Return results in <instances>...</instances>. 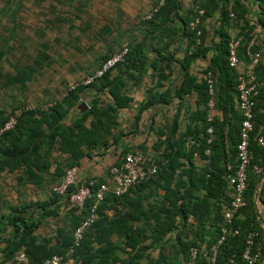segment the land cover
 <instances>
[{
  "label": "trees",
  "instance_id": "1",
  "mask_svg": "<svg viewBox=\"0 0 264 264\" xmlns=\"http://www.w3.org/2000/svg\"><path fill=\"white\" fill-rule=\"evenodd\" d=\"M159 2L160 0L155 1L150 10V17L144 18L140 23L142 41L134 45L128 44L129 51L123 62L113 68L117 71L115 75L112 69L87 85L82 83L115 52L108 49L104 55L99 56L94 69L74 82V88L69 89V85L65 88L61 99L50 98L40 104H47L45 108L38 105L24 112L14 129L1 135L0 174L22 171L16 178L18 186L32 184L42 188L43 174L49 173L51 164H57L54 175L61 179L66 169L75 167L77 161L84 156H90L92 150H106L109 137H112L115 143L117 140L111 136L109 129L116 125V108L126 105V99L120 96L124 77H134L133 71L142 73L148 60V48L152 49L154 45L162 43L161 51L155 52L157 61L163 64L156 70L157 83L160 84V81L173 75L171 62L174 61V53L169 51V46L171 35L175 33L171 24L177 19L182 26L175 28L176 33L182 31L187 40L184 57L178 62L182 75L178 86L173 90L171 86L168 87L165 94L158 95L157 100L162 104H169L173 97L171 93L174 92L180 100L179 106H182V101L187 95L192 91L197 92V108L188 113L189 123L184 133L177 137L178 120L175 116L163 142V154L152 161L157 166V173L146 181L137 183L121 196L105 194L103 200L97 204L95 221L85 231L80 245L70 255L68 249L72 244L73 231L86 216L94 197L88 199L80 208L65 201L70 206L69 212L63 217L61 225H52L56 228L52 237L40 236L38 230L43 220L57 216L56 208L41 203L33 204L40 209V213L36 214L35 210L28 211L32 205L7 206L6 211L0 213V264H44L54 255L62 257V264H182L183 260L185 264L190 247L194 246L200 250V246H204L208 253L210 246L215 243L223 221L222 208L229 203L230 187L227 176L233 171L228 167L234 169L236 164V144L241 121V115L234 107L237 96L236 76L239 70L228 66V43L231 40L238 42L237 58L239 62L243 61L249 65L251 59L248 57V50L257 52V48L249 47L251 35L256 33V28L244 21L241 32L237 34L241 39H230L228 31L231 17L229 11L223 8V0H198L182 13L179 0H164L161 5ZM199 10H202L203 14L199 16L197 29L192 30L189 23L198 17ZM230 11L237 19L244 14V9L237 0ZM208 17H216L219 26L215 28L219 40L212 43L211 47L205 45L204 23ZM259 24L264 29V22ZM198 30L200 36L196 37ZM201 58L206 59V63L203 77L198 79L196 75H192L190 65ZM152 65L154 63L150 66ZM252 69L264 84V63L259 62ZM207 72L212 74L214 81L211 123L206 120V104L210 99L204 79ZM87 94L92 96L89 110L77 120L64 125L62 121L68 116L71 107L82 95ZM107 95H111L115 109L112 106L105 109L99 107V98ZM156 95L153 93L143 106H148ZM261 96L262 90L256 99L253 130L248 147L250 166L244 192L247 205L238 211L233 220L234 227L239 229L241 234L229 238L219 248L215 264H231L232 255V264H242L240 254L244 234L249 230L258 232V239L263 244V255L258 264H264V225L258 220H261L264 214V148H260L256 142L260 127L264 130V113L260 112ZM142 108L138 110V114L143 111ZM8 116L9 114L0 109V128ZM88 117L90 122L85 126ZM209 126L213 132L209 135L211 142L207 143L209 136L206 129ZM187 139L192 141L190 151L185 148ZM53 148L60 155L68 154L71 158L69 162L58 163L51 155ZM131 149L122 151V159ZM138 149L142 151L141 148ZM205 149L210 152L209 163L204 168H196L192 163V155L196 152L203 157ZM254 166L261 168L262 173H255ZM174 178L177 179L176 188L170 191L168 186ZM59 181H54L56 183L51 186L52 204H56L60 199L54 192ZM89 183L92 191H95L100 184L107 182L102 178L90 179L81 184L76 181L71 190L80 185L88 186ZM153 185L168 191V195L155 212L152 225H135L140 218L134 212L133 206H129L130 195L140 187L148 188ZM257 198L262 204L261 213H258ZM125 208H128V211ZM108 210L113 211L112 216L108 215ZM143 215L149 217L148 213ZM177 216L179 225L175 224ZM189 217L193 219L192 223L189 222ZM18 253H23L27 261L16 262L14 257Z\"/></svg>",
  "mask_w": 264,
  "mask_h": 264
},
{
  "label": "crops",
  "instance_id": "2",
  "mask_svg": "<svg viewBox=\"0 0 264 264\" xmlns=\"http://www.w3.org/2000/svg\"><path fill=\"white\" fill-rule=\"evenodd\" d=\"M135 1L136 0H114L115 8L107 11V13H110V17L108 16V23L98 25L99 27L96 29H94L93 26V36L97 37V40H99L102 36L108 37V45H102V49H105L104 54L108 49L116 51L124 44L134 45L142 41V35L139 32L142 29L140 23L145 18L144 13L150 8V4L148 5L147 0H138L136 3ZM155 1L157 0H154L151 6H153ZM195 1L198 0H179L181 13L190 8ZM234 1L235 0H223V8L230 11ZM237 2L244 9V14L240 18L238 17V19L235 16L230 18V29L228 31L229 37L230 39H241V37H237V34L241 32V27L244 26V21L249 23L251 26L254 25L256 33H253L252 35L249 34V36L251 35V39H255L252 47L257 48L256 51L261 53L262 58L260 62L264 63V29L259 26V23L264 22V0H237ZM36 5V0H0V15L9 16L10 21L13 22L10 28L1 27L0 32L3 34L0 35V37L4 38L7 35L6 32L8 29H11V31L21 32V35L23 34L22 40L30 38L35 32H40L38 29L33 31V25L30 24V21L25 22L24 20H21V22L17 23L19 19H25L24 16L27 14L24 9L26 6H31L33 12ZM123 5L124 7H122ZM101 12H104V8L101 9L98 6L94 17L101 19L99 17ZM110 18H112V20H110ZM66 21L67 20H64L62 17L54 18V22L56 23ZM51 22L52 24H55L53 21H46L47 24H50ZM175 22L171 24L175 33L171 35L169 46V51L174 53V61L171 62L173 75L167 80L165 79L160 81V84L157 83L158 79L156 70L159 66H163V64L157 61L158 59L156 58V53L159 50L161 51L162 43L157 46L154 45V48L152 49L148 48V60L142 69V73L139 74L133 71L134 77H128L127 75L124 77V87L120 96L122 95L123 98L127 100H125L126 105H124L125 107L116 108V112L114 113L116 117V125L109 129L111 136H113V138L117 141L114 143L112 137H109L106 150H100L99 148L94 149L91 151L90 156H84L77 161V165L75 166L77 169V183L81 184L86 183V181L90 179L102 178L107 182V184H109V186H111L108 173L109 168L121 161L124 154L122 151H126L132 147L141 148L146 159L151 162L155 161L163 154L165 148L163 142L165 141L166 133L169 131L175 116H177L178 120L177 137L184 133L186 126L189 123H187L188 113L194 112L197 108L195 104L196 100L199 98L197 92L192 91L189 95H187L185 100L182 101V106H179L178 102H180V100L174 95V92L171 93L173 97L171 98L169 104L165 105L157 100L159 98L158 95L165 94L168 87L171 86V90H173L175 86H178L181 78L180 76L182 75L179 72L178 62L182 61L184 57V49L186 48L187 40L182 31H179L178 34L176 33L175 28L182 26V23L178 19L175 20ZM30 25L31 29L29 28ZM22 26H27L28 28L24 29ZM204 26L206 30L205 45L211 47L212 43H217L219 40L218 36L215 34V28L219 27L217 25V18L208 17ZM46 28H51V25H47ZM6 37L9 36L7 35ZM41 49V51L44 50L45 52H48L49 46L46 47L44 45ZM41 53L43 55V60L36 62L35 68L22 65L18 66L15 68V73H13L7 81L10 85H17V90H19V92L11 96L10 102L5 101L3 104V99H0V109L4 110L6 114H10L11 110L16 109L22 104L38 106L44 101H49L50 98L61 99L64 96L65 88L70 83H66L67 81L65 80L58 81V78H55L58 82H54L52 75L44 70V68L49 67L52 74H57L56 72H53L55 70H52V65L55 64L58 68L62 69V66L66 65L62 62V55L59 53L57 54V57L60 60L57 61L56 58L48 55V53ZM152 63H154V65L150 66ZM205 63L206 59L202 58L196 60L195 63H191L190 71L192 75H196L198 79L202 78ZM248 67V63L240 61L238 70H245ZM116 72L117 71L113 69L112 73L114 75ZM74 76L75 81H78L83 78L84 74L80 72L78 74L76 73ZM38 78H40V80ZM41 78L43 80H41ZM153 93L157 94L155 99H153L148 106L144 107L143 104L148 102V98H151ZM111 98V95L101 96L99 98V107L105 109L112 106L115 109V105L113 104ZM91 100V94L82 95L73 107H71L68 116L63 119L62 123L64 125H68L80 118L83 113L89 110ZM83 102L86 103L87 109L81 111L79 109V105ZM142 106L144 108H142ZM140 108H142L143 111L138 114V110ZM89 122L90 118L88 117L84 125L88 126ZM194 125L195 124H193V126ZM196 126L198 127L199 125ZM190 140L191 139H187V142L185 143L187 151H190L189 146L192 142ZM205 151L203 157H200L196 152L193 153L192 163L196 168H204L209 163V154L206 155ZM51 155L56 158L58 163L69 162L71 159L68 154L60 155L55 148L52 149ZM181 161L184 162L183 159H181ZM56 166L57 164H51L49 173L43 174L44 181L42 188L36 187L32 184L24 185L22 187L18 186L16 178L21 175L22 171H18L13 174H0V177L6 178L12 187V191L7 197L8 202H3V204H5L3 205L5 208L9 205L18 207L22 205H32L28 211L31 212L35 210L36 214L40 213V209H38L35 205L33 206V204L41 203L44 206L48 205L50 208H56L57 216L55 218L43 220L41 226H39L38 235L45 237H52V234L56 229L52 225H61L63 217L69 212L70 208L65 200L61 198L56 204H52L51 200L53 196L50 191L51 186L56 183L54 181H59L60 179L54 175ZM176 182L177 179L174 178L170 186H168L170 191L175 190ZM202 193L203 191L200 192V194ZM166 195H168V191H165L160 187H156L155 185L148 188L140 187L135 190V193L130 195L131 200L129 203V206H133L132 208L134 209V212L140 218L135 225H152L154 223L153 216H155V212L158 208L161 207ZM256 203L258 213H261L262 204L258 198L256 199ZM227 205L223 206L222 211L227 207ZM125 210L128 211V208H125ZM107 213L109 216L113 215L112 210H108ZM144 213H148L149 217H144ZM262 216V219L260 220V218H258V220L261 225H264V214ZM178 217L179 216L175 218L176 225H179ZM189 222H193L191 217H189ZM200 247L202 248V246Z\"/></svg>",
  "mask_w": 264,
  "mask_h": 264
},
{
  "label": "built area",
  "instance_id": "3",
  "mask_svg": "<svg viewBox=\"0 0 264 264\" xmlns=\"http://www.w3.org/2000/svg\"><path fill=\"white\" fill-rule=\"evenodd\" d=\"M164 0H160L159 5ZM203 14L202 10L198 11V17L194 18L189 23V27L192 30L197 29L199 25V16ZM150 11L145 18L150 17ZM230 17H234L233 13L229 11ZM200 36V31L196 32V37ZM199 43L198 39L196 40ZM255 39H251L249 47L253 46ZM237 46L238 42L231 40L228 43V66L233 69L239 68V60L237 58ZM129 51L128 44L122 45L117 51H115L107 60H105L94 72L87 76L83 80V84L87 85L93 80L102 77V75L112 70L118 63L123 62L125 56ZM248 57L251 59L249 67L245 70H239L236 76L237 80V96L234 101V107L241 115L239 139L236 144V164L234 169L231 166L228 167L232 170V174L227 176V183L230 187L229 203L222 213V224L219 228V234L214 244L209 248V251L202 256L206 257V264H215L219 248L226 243L231 237H236L241 234L240 230L234 227L233 220L239 210L246 207L247 203L244 197V192L247 186V170L250 166L249 155V141L250 133L253 130V119L255 117L254 108L256 106V99L261 96L260 112L264 113V84H262L253 72V67L257 65L262 58L260 52L252 53L248 50ZM208 87L209 101L206 104L207 114L206 120L208 123L212 121L213 110V95H214V81L212 74L207 72L204 75ZM75 83L69 84V89L74 88ZM47 104L40 105L41 108H45ZM34 105L25 104L21 108L15 109L9 114L7 120L0 128V138L4 132L14 129L17 120L21 115L34 109ZM213 129L211 126L207 127L206 133L212 135ZM211 142V136L208 137L207 143ZM257 145L260 148H264V130L260 127L259 135L256 136ZM205 154H209V150L206 149ZM196 155V154H195ZM253 170L257 174L262 173V169L256 166ZM77 169L71 167L65 170L61 177L59 184L54 188V192L57 193L61 199L68 201L75 207H82L85 202L94 197L93 203L88 207L87 214L84 219L78 224L72 234V244L68 249V254H72L74 249L77 248L82 239L85 231L93 224L96 219V207L97 204L103 200L105 194L112 193L116 196H121L128 190L133 188L137 183L146 181L150 176L157 173V166L151 161L146 159L144 153L136 147H132L131 150L125 153L122 161L118 165H113L109 168V179L111 186L107 183H102L99 187L92 191L89 185H80L74 190L71 188L76 182ZM258 232L255 230H249L244 234L243 248L241 251L242 264H258L262 259L263 244L258 239ZM201 253L197 247H190L188 250L185 264H202L200 263ZM234 256L230 259V263H233ZM14 260L16 262H26V258L23 253L15 255ZM62 257L58 255L52 256L44 264H62Z\"/></svg>",
  "mask_w": 264,
  "mask_h": 264
},
{
  "label": "rangeland",
  "instance_id": "4",
  "mask_svg": "<svg viewBox=\"0 0 264 264\" xmlns=\"http://www.w3.org/2000/svg\"><path fill=\"white\" fill-rule=\"evenodd\" d=\"M153 1L147 0L150 8L144 15H147L151 10ZM36 4L33 12L31 6H26L24 9L27 14L24 16L25 19H19L17 23L21 20L30 21V24L33 25V31L38 29L40 32H35L30 38L22 40L23 34L21 35V32L8 29L6 34L9 37H6L7 35L4 38L0 37V99H3V104L5 101L10 102L11 96L19 92L17 85H10L7 82L11 75L15 73V68L21 65L35 68L36 62L43 60L41 52L48 53L57 61L59 60L57 54H61L63 57L62 62L66 65L62 66V69L55 64L52 65V70H55L53 72L61 75L52 74L49 67L44 68V70L52 75L54 82L65 80L66 83L73 84L76 73L82 72L85 74L97 66L99 56L103 55L105 50L102 49V45H108L107 36H102L99 40L93 36V26L96 29L99 27L98 25L108 23L110 13H107V11L115 8L114 0H36ZM98 6L101 9L104 8V12L99 15L101 19L94 17ZM55 17H62L67 21L56 23L54 22ZM47 20L53 21L55 24H52V22L47 24ZM12 23L9 16L0 15V31L1 27L10 28ZM47 25H51L52 29H47ZM22 28L27 29L28 27L22 26ZM2 34L0 32V35ZM44 45L49 46L48 52L41 51ZM55 78L59 80L56 81ZM38 79L40 80V78ZM41 80L43 79L41 78ZM14 110L10 112L12 113ZM11 191L12 187L9 181L0 177V213L6 211L3 206L5 204L1 202H8L7 197ZM200 253V263L206 264V257L202 254L207 255V249L205 250V247L202 246ZM182 264H184V260Z\"/></svg>",
  "mask_w": 264,
  "mask_h": 264
},
{
  "label": "water",
  "instance_id": "5",
  "mask_svg": "<svg viewBox=\"0 0 264 264\" xmlns=\"http://www.w3.org/2000/svg\"><path fill=\"white\" fill-rule=\"evenodd\" d=\"M79 109H80L81 111L86 110V109H87V105H86V103H85V102L81 103V104L79 105Z\"/></svg>",
  "mask_w": 264,
  "mask_h": 264
}]
</instances>
